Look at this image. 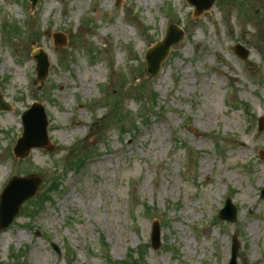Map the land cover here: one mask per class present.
Returning <instances> with one entry per match:
<instances>
[{
	"label": "rangeland",
	"instance_id": "obj_1",
	"mask_svg": "<svg viewBox=\"0 0 264 264\" xmlns=\"http://www.w3.org/2000/svg\"><path fill=\"white\" fill-rule=\"evenodd\" d=\"M170 23L186 36L152 77L145 52ZM0 93L12 107L0 110V193L13 175L42 178L0 229V264H128L139 245V264H227L234 234L237 263L264 264V0H215L200 16L187 0H0ZM34 101L55 148L16 158ZM228 194L237 220H215Z\"/></svg>",
	"mask_w": 264,
	"mask_h": 264
},
{
	"label": "water",
	"instance_id": "obj_2",
	"mask_svg": "<svg viewBox=\"0 0 264 264\" xmlns=\"http://www.w3.org/2000/svg\"><path fill=\"white\" fill-rule=\"evenodd\" d=\"M37 0H32L35 5ZM196 6L195 15L201 14L204 10L209 9L215 0H188ZM56 42L61 45L64 44V37L60 33L55 34ZM183 37V30L177 25L171 24L167 30V34L163 40L159 41L153 47L148 49L146 53L147 67L152 74H156L161 66V62L167 57L171 45L179 42ZM236 52L242 57L247 58L248 51L241 45L235 47ZM38 61L37 72L38 81H43L48 74L49 61L44 52L35 54ZM0 108H9L0 93ZM24 131L23 135L18 139L14 148L16 157H26L33 147H46L53 149L48 136V118L45 112V107L41 102H35L32 107L23 113ZM260 129L264 127V118L260 119ZM42 179L36 174L26 177L14 176L6 185L5 189L0 195V228L9 226L19 213L20 207L26 199L33 197ZM264 197V189L262 190ZM219 216L222 219L235 221L237 218V209L233 205L230 197L227 198L225 207L221 210ZM152 246L158 249L161 246V226L160 222L156 220L153 225L152 232ZM54 247L59 251L57 245ZM239 242L234 236V244L232 249V258L229 264H237Z\"/></svg>",
	"mask_w": 264,
	"mask_h": 264
},
{
	"label": "trees",
	"instance_id": "obj_3",
	"mask_svg": "<svg viewBox=\"0 0 264 264\" xmlns=\"http://www.w3.org/2000/svg\"><path fill=\"white\" fill-rule=\"evenodd\" d=\"M153 96H155V95H153ZM111 110H112V112L111 111L110 112L113 113L114 109H111ZM84 162H85V157H83L82 155L80 156V154H78L76 157V161L74 163H75V166H78L80 168L84 165ZM54 188H57V185H55ZM101 240L103 242H105L104 236L101 237ZM135 253L136 252L134 250L129 251V253L127 255L128 259H125L128 264H139L140 263L141 258H139V257H141L142 254H141V252H139L140 254L138 255V259H137L134 257ZM71 264H73V263H71Z\"/></svg>",
	"mask_w": 264,
	"mask_h": 264
},
{
	"label": "bare ground",
	"instance_id": "obj_4",
	"mask_svg": "<svg viewBox=\"0 0 264 264\" xmlns=\"http://www.w3.org/2000/svg\"><path fill=\"white\" fill-rule=\"evenodd\" d=\"M241 144L243 145L244 143L242 142ZM257 225H258V224H252L251 227H250V229H251L253 232H256Z\"/></svg>",
	"mask_w": 264,
	"mask_h": 264
}]
</instances>
